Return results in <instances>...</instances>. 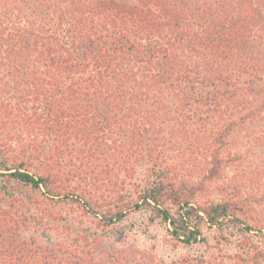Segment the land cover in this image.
<instances>
[{"label": "trees", "instance_id": "1", "mask_svg": "<svg viewBox=\"0 0 264 264\" xmlns=\"http://www.w3.org/2000/svg\"><path fill=\"white\" fill-rule=\"evenodd\" d=\"M263 3L0 0V264H148L25 234L61 204L101 228L142 212L184 246L264 234Z\"/></svg>", "mask_w": 264, "mask_h": 264}, {"label": "rangeland", "instance_id": "2", "mask_svg": "<svg viewBox=\"0 0 264 264\" xmlns=\"http://www.w3.org/2000/svg\"><path fill=\"white\" fill-rule=\"evenodd\" d=\"M257 9L256 27L261 29L257 32L264 34V5L257 6ZM257 43L262 47L264 35L257 38ZM15 190L18 192L16 186L8 188L7 194ZM7 194L0 193V202L4 203L7 200ZM55 217L57 218L55 228L34 225L25 234L36 236L43 242H49L60 238L66 229L74 235L89 231L102 238L98 251L112 252L113 248L135 249L146 256L140 258H145L148 264H154L160 259L169 263L183 257L200 259L202 256H206V260L209 259L211 264H256L251 262L252 255L258 258V264H264V234L260 231H234L227 238L228 240L220 239L218 243L220 237L215 229L204 226L203 234L208 238L209 245L197 243L193 246H184L171 239L165 224L149 222L142 212L130 213L125 220L109 228L98 227L94 217L71 203L61 204ZM56 226L59 227L56 228Z\"/></svg>", "mask_w": 264, "mask_h": 264}]
</instances>
